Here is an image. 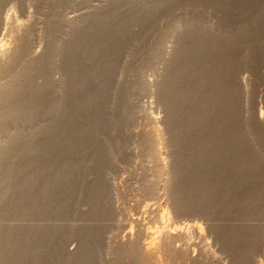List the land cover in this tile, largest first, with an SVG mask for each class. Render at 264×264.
Here are the masks:
<instances>
[{"label":"rangeland","instance_id":"obj_1","mask_svg":"<svg viewBox=\"0 0 264 264\" xmlns=\"http://www.w3.org/2000/svg\"><path fill=\"white\" fill-rule=\"evenodd\" d=\"M15 1L16 3H14ZM68 1L24 0L23 3L25 4L22 6V4H20L17 0H8V4L6 6H10V8L13 9L12 13L17 14H15L17 19L28 20L30 18L29 27L31 28L28 29V33L31 34V37H33L35 45L39 47L38 50L41 51V49H43V51L49 52V62L54 60V62H50L53 65L52 78H55L54 80L57 79L56 81L59 85L62 84L60 88L63 89L64 96L66 95L65 91L67 92L68 89L67 85L69 84V75L68 73L63 72L65 70L62 69L60 65L61 62L59 60L62 61L63 57L62 47L64 42L62 41L63 38H65L64 36L66 34L65 31L67 27L70 39L71 31L73 32L75 27H82L81 23L83 24L85 20H80L84 19L83 17L85 15L89 14L92 17L98 14L101 16L106 15V17H108L105 19L107 21V27L106 25H104V27L107 30L105 28L102 29L103 27H101V31L104 34H108L112 30L111 32H115H110L109 34L116 36L113 37V47L110 46L106 54L107 56L102 54L101 62L104 66L107 59H112V61L110 60L112 63L111 67H109V73L105 75L106 77H101V75L104 74H100L98 70V74L94 82L101 83L102 81L99 82L100 80H97L100 79V77L104 80L108 79L107 83H109V87L111 86L109 89L112 88L113 90L111 89V92L109 91V98L106 94L105 97L109 100H107V105L103 108L100 115L95 113L96 106L94 108L89 102L86 104V102L82 100V104L84 103L83 107L80 104V107L78 106L81 110L75 108L76 111L74 110V114L68 110L67 114L71 115V118L67 119L68 115H65L63 117L64 119L61 118L60 121L58 120L59 122L55 121L56 123L53 122V120H40L35 118H19L12 120L4 119L2 123L0 122V178L3 180L2 181L0 179V185H3V187L0 186L1 189L3 188L2 190L0 189V196H2L0 197V224H7L10 221V223H15L16 225V227L14 225V234H6V232L2 233L3 235L0 234V261H2L0 264H3V262L7 264L8 261V264H68V262L70 264H81L80 261L82 259H86L89 264H92L96 255H98L97 261L99 262L98 258L102 257L105 253L103 251L104 247L101 248V246H103V243L101 244L104 236L103 233L106 234V232L108 233L110 230L101 222L103 216L99 215V213L97 216H93L92 213V215L90 214L89 211H91V209L94 210L93 207L89 202L84 201L86 202L84 203L81 200L86 199L84 197H87L88 192L79 189L76 187L77 185H75L79 182L83 184L87 183L86 181L89 178V174H91L92 178H95V180H99V184L102 186L108 184V188H110V183L111 185L112 182L113 185L115 184L114 187L116 186L117 188H115L118 189V191L115 190L116 192L110 189L109 192L107 191L108 189L105 188V195L107 194L110 196L108 197L106 195L105 200L107 199L106 201L108 202L111 200L109 198L112 196V199L114 198L112 201H119L115 204V206L119 208L121 212L125 210L127 213L123 212V214L125 213L124 215L129 219V216H131L130 214L134 215L133 209L135 206H138V204L142 202L140 206H149V208L147 206L137 208L142 214L145 212L144 210L146 207L147 209L159 208L160 213L161 211L163 212L161 213L162 217L169 220L172 224L181 225L182 223H186V221L196 223L198 229H200L199 231L204 241L205 249L207 248L206 251L209 250V253H206L209 255L206 257H204V255L200 256L199 252L195 250L198 254L195 251L193 252L194 263L192 262L191 264H264V0H115L116 2L114 0ZM146 1H148L147 4ZM99 2H101V5ZM97 4L98 6L100 5V8L96 6ZM90 5L92 7L95 6L94 9L83 14L78 21L79 23L76 22V24L74 23L75 25H70L68 22L69 24H66V16L69 11L74 9L78 10V13L80 11L83 13L84 8H87ZM136 6H138V8ZM134 7L136 8L134 9ZM139 7H141V9ZM100 10L103 11L101 12ZM52 11L55 12L53 13ZM138 11L141 12L139 13ZM135 12H137V14H134ZM29 13L30 17L27 18ZM142 13H144V15ZM118 22H120L121 25H117ZM47 23L50 24H48L50 28ZM52 24L54 28H52ZM72 26H74V28ZM47 27L49 29H47ZM113 28H120V32L118 29L113 30ZM48 30L50 33H48ZM54 33L57 35H54ZM205 33L208 35H205ZM121 34L124 37H122ZM1 35L2 34L0 33V38ZM216 35L217 37H215ZM35 38L37 40H35ZM51 38L53 40L56 38V40L53 41ZM59 39H62V41L59 42ZM69 39H67V41ZM209 39L213 40L210 41ZM214 40H216L215 43ZM46 42H49L48 45L52 47L51 49L48 45H46ZM60 43L62 45H60ZM207 43L210 47L207 46ZM209 43L211 45H209ZM156 44L158 45L156 46ZM219 44L223 45V47ZM42 45H44L45 48ZM216 46L217 49H215ZM160 54L161 56H159ZM53 55L57 57L53 58ZM55 62H57V66L53 64ZM87 65V67H91V64L88 63ZM54 67L58 70V72ZM118 68L121 69L119 70ZM127 77L130 79L128 80ZM64 78H66V80ZM140 78H145V80L149 83V89L146 93L139 87ZM37 81H39V79ZM90 81L89 77L87 81L88 85ZM114 82H118V86ZM114 93H116L115 95L117 96V100H114L113 98ZM192 102L199 103L201 109L197 105H193ZM111 103H113L114 107ZM116 107L117 109H115ZM208 109L210 111L207 112ZM93 112L94 114H91ZM103 112L105 113L102 115ZM145 112L146 114L150 113L152 117V120H148V123L147 120L143 118V114ZM209 112H212L213 116L210 114L211 118H206V114L210 116ZM259 116H261V118H259ZM92 119H94V121ZM96 119H103L101 125L97 126V122L95 121ZM68 120H70V122ZM149 123L150 125L147 126ZM72 125L75 127L73 128ZM54 126H56V128ZM172 126L176 131L173 130L174 128ZM65 127L68 130H66ZM97 127L101 129H98ZM149 128L151 130L153 129L154 132L156 131V136H159L157 140L160 139V141H158L157 147L164 166L162 167V171L165 170L164 172H166H163L164 179L167 178L168 180V186L166 185V188L159 189L161 191H158V198L156 200H151L152 197L150 195L149 197L146 192L141 191L144 190L143 188L145 185H143V183L146 184V182L143 181L144 179L142 180L143 177L140 174L141 171H139L142 166L149 165L148 160L150 159L149 156H147L149 153L146 152L148 150L145 141H143L145 139L141 134L144 129ZM127 130L129 132H127ZM89 134H91L90 137ZM143 142L145 144H143ZM127 147H129V149ZM13 148L14 150L16 148V151H14ZM34 148L38 152L33 150ZM38 148L42 150H38ZM7 154L10 155L8 156ZM12 155L14 157H12ZM42 157L44 160L41 159ZM88 158L91 160L90 162H88ZM77 160L79 163L83 162V167H80L84 170H81V168H77L78 170L75 169L76 166L81 165L77 162ZM92 160H97L99 168L97 165L93 166L91 164L93 163ZM9 163H12V166L9 165ZM5 164H8L9 166ZM33 166L34 168H32ZM7 167H12L10 168L11 171L9 169H4ZM2 169L7 174H5ZM94 172L95 174H93ZM138 173L139 175H137ZM60 174H64L65 176L66 174H72L73 177L71 176L70 178L72 181L74 180V182L71 181L68 182V184L56 182L55 178L56 176H61ZM133 174L135 175V178H131L133 177ZM33 175L39 178L40 176L45 175V177H49V179L51 178V181L53 179L55 181L51 183L53 189H51L52 195L47 196L48 199H46L45 202H40L41 198H39L38 195L37 198L39 199L36 200H34L36 198L35 195H30V190L33 189L31 184L32 182L30 181H34L33 178H35ZM26 179L28 182H26ZM22 181H24L28 187ZM10 183L11 185H8ZM66 185L69 190L65 189ZM11 186L13 187L11 188ZM6 188L7 190L5 192L4 189ZM72 188L73 190H71ZM70 191L72 192L70 193ZM112 192L120 193L117 196ZM138 192L140 194H138ZM119 195H121L124 200L120 199L121 197ZM139 195L140 198H138ZM128 198L134 199L128 200ZM125 199L127 200L126 202ZM139 200L141 202H139ZM35 201L36 203H39L34 208L32 205ZM137 201L139 202L138 204ZM58 202H62V205ZM144 202L145 205L143 204ZM53 203L56 206L52 205ZM124 203L128 204V207L125 205L126 208L129 209L132 207V210L130 208L129 211H127L128 209L124 207ZM39 204L44 206H39ZM106 204L107 203H105V205ZM120 204L122 205L121 207ZM56 207L57 210H55ZM23 208L26 209L24 210ZM41 208H43V210H41ZM85 212L87 213L85 214ZM87 214L90 215L86 216ZM134 217L135 215L133 217L131 216L133 219ZM77 220L81 223H77ZM95 221L99 223H96ZM30 222L33 224H29ZM53 222L55 223L53 224ZM85 222L88 223L86 224ZM93 222H95V224ZM40 224H44V226H46V224L48 226H50V224L51 226H60V232L57 233V236L56 234L55 236L53 235L54 238H51L52 240L48 239L45 242V239H38L35 229L31 230V227L36 228V225L39 226ZM72 224H74L73 227ZM22 225L23 228L21 227ZM27 225H29L28 228ZM90 227L95 230L91 232H86L88 230L81 231V228ZM98 227L101 228L99 232L97 231ZM114 230L111 232L112 235L113 233L119 234L117 229ZM72 231L75 232L73 233ZM188 231L187 232L189 234L192 233L190 230ZM94 235H97V237ZM12 236H19L18 240H16V237ZM5 241L7 244H5ZM41 241H44V243L42 244ZM197 241L198 240L193 238L192 244ZM35 243L38 246H36ZM32 244H34V246H32ZM1 246L7 248L4 249ZM21 248L22 250H19ZM69 249H74L75 251L72 250V252H75V255L73 253H69L71 251L66 252V250ZM99 251L102 253H100L101 256H99ZM26 252L29 253V255ZM81 252H83V254H81ZM66 256L67 260L65 259ZM2 258L4 259L2 260ZM34 258L36 259L35 261ZM20 260L22 261L20 262Z\"/></svg>","mask_w":264,"mask_h":264},{"label":"bare ground","instance_id":"obj_2","mask_svg":"<svg viewBox=\"0 0 264 264\" xmlns=\"http://www.w3.org/2000/svg\"><path fill=\"white\" fill-rule=\"evenodd\" d=\"M20 2V4H25L23 3L24 0H17ZM29 1V0H27ZM34 1V0H33ZM68 1V0H67ZM73 1V0H72ZM80 1V0H79ZM83 1V0H82ZM96 1V0H95ZM102 1V0H101ZM105 1V0H104ZM103 1V2H104ZM115 1V0H114ZM127 1V0H126ZM196 1V0H195ZM200 1V0H199ZM202 1V0H201ZM204 1V0H203ZM26 2V1H25ZM56 2V1H55ZM54 2V3H55ZM69 2V1H68ZM113 2V1H112ZM116 2V1H115ZM148 1H146V4H147ZM173 2V1H172ZM221 2V1H220ZM251 2V1H250ZM249 2V3H250ZM16 3V1L14 2ZM13 3V4H14ZM30 3V2H28ZM38 3V2H37ZM45 3V2H44ZM53 3V4H54ZM57 3V2H56ZM71 3V2H70ZM73 3V2H72ZM77 3V2H76ZM74 3V4H76ZM80 3V2H79ZM110 3V2H109ZM224 3V2H223ZM8 4V0H0V33L2 34L1 35V38H0V122L2 123L4 119H19V118H26V119H31V118H35V119H40V120H53V122L55 121H60L61 118L64 119L63 117L65 115H68V110L71 111V113L74 114V110L75 108L79 109L78 106L79 104L83 107V104H82V100L84 102H86V104L89 102L90 105H93V107L95 108L96 106V111L95 113L97 115H100V113L102 112L103 108L106 107V103H107V99L105 96L107 94L108 98L110 97L109 96V91L111 92V89H109V83L108 82V79H101V77H106L105 75L109 73V67H111V61L112 59L110 60H106V64L103 66L102 62H101V58H102V54L106 55L110 46L113 47V37L116 36V35H113V34H104L102 31H101V27H103L102 29H104V25L107 24V21L105 19H107L108 17L105 16H101V15H95V16H91V15H85L80 21H83L85 20V22H83V24L81 23L82 27L79 26V28L75 27V30H73V32L71 31V38L69 39L70 35H69V32H68V27L65 31V38H63V41L62 39L59 41V42H64L63 44V47H62V61L59 60L61 62V67L63 70L64 73H68L69 75V84L67 85L68 86V89H67V92L65 91L66 95L64 96V91L61 87V85L58 84V82L56 80H54L55 78H52V68H53V65L51 64L52 62H54V60H52V62L50 63L49 62V52L48 51H43V49L38 50V46L35 45V43L33 42V37H31V34H29L28 32V29L31 28L29 27V17H30V13H29V16H24V17H27L29 18L28 20H19L17 19V16H15V14H13L12 10L10 8V6H6ZM51 4V3H50ZM78 4V3H77ZM85 4V3H84ZM99 4L101 5V2H99ZM134 4V3H133ZM221 4V3H220ZM83 5V4H82ZM89 5V4H88ZM92 5V4H91ZM89 6V7H85L84 8V11L83 13L80 11L78 13V10H74L72 9L71 11L68 12L67 16H66V19H67V22L66 24L68 25L70 23V25H75L76 22L79 21L80 17H82L83 14L91 11L92 9H94V7L92 6ZM99 5V6H100ZM105 5V4H104ZM108 5V4H107ZM149 5V4H148ZM193 5V4H192ZM219 5V4H218ZM14 6V5H13ZM12 6V7H13ZM25 6V5H24ZM40 6V5H38ZM51 6V5H50ZM57 6V4H56ZM98 6V4L96 5ZM98 6V7H99ZM141 6V5H140ZM147 6V5H146ZM161 6V5H160ZM159 6V7H160ZM252 6V5H251ZM20 7V6H19ZM37 7V6H35ZM43 7V6H42ZM103 7V6H102ZM117 7V6H116ZM126 7V6H125ZM138 8V6H136ZM134 7V9L136 8ZM22 8V7H21ZM60 8V7H59ZM81 8V7H80ZM79 8V9H80ZM97 8V7H96ZM100 8V7H99ZM141 9V7H139ZM156 8V7H155ZM219 8V7H218ZM31 9V8H30ZM78 9V8H77ZM104 9V8H103ZM159 9V8H158ZM216 9V8H215ZM20 10V9H19ZM22 10V9H21ZM40 10V9H39ZM43 10V9H42ZM70 10V9H69ZM152 10V9H151ZM28 11V10H27ZM46 11V10H45ZM50 11V10H48ZM56 11V10H55ZM54 11V12H55ZM96 11V10H95ZM101 11V10H100ZM103 11V10H102ZM101 11V12H102ZM134 11V10H133ZM153 11V10H152ZM171 11V10H170ZM179 11V10H178ZM193 11V10H192ZM199 11V10H198ZM42 12V11H41ZM40 12V13H41ZM53 12V11H52ZM53 12V13H54ZM100 12V13H101ZM113 12V11H112ZM139 12V11H138ZM141 12V11H140ZM139 12V13H140ZM188 12V11H187ZM196 12V11H195ZM27 13V12H26ZM44 13V11H43ZM105 13V12H104ZM216 13V12H215ZM256 13V12H255ZM28 14V13H27ZM47 14V13H45ZM50 14V13H48ZM103 14V13H102ZM113 14V13H112ZM133 14V13H132ZM134 14H137V12H135ZM144 15V13H142ZM178 14V13H176ZM192 14V13H191ZM213 14V13H212ZM17 15V14H16ZM58 15V14H56ZM47 16V15H46ZM53 16V14H52ZM110 16V15H109ZM113 16V15H112ZM54 17V16H53ZM61 17V16H60ZM116 17V16H115ZM228 17V16H227ZM261 17V15H260ZM62 18V17H61ZM26 19V18H25ZM42 19V18H41ZM40 19V20H41ZM51 19V18H50ZM226 19V18H225ZM32 20V19H31ZM37 20V19H36ZM45 20V19H44ZM47 20V18H46ZM49 20V19H48ZM53 21H54V18H53ZM66 21V20H65ZM41 22V21H40ZM69 22V23H68ZM112 22V21H111ZM37 23V22H36ZM75 23V24H74ZM79 23V22H78ZM114 23V22H113ZM119 23V24H118ZM117 25H121L120 22H118ZM229 23V22H228ZM34 24V23H33ZM49 23H47L48 25ZM60 24V23H59ZM126 24V23H125ZM210 24V23H209ZM39 25V24H37ZM50 25V24H49ZM48 25V27L50 28V26ZM69 25V27H70ZM115 25V24H114ZM32 26V25H31ZM40 26V25H39ZM45 26V25H44ZM53 26V24H52ZM77 26V25H76ZM113 26V25H111ZM34 27V26H33ZM47 27V29H49ZM74 28V26H72ZM107 27V25H106ZM54 28V26L52 27ZM71 28V29H73ZM77 28V29H76ZM122 28V27H121ZM245 28V27H244ZM46 29V27H45ZM106 29V28H105ZM118 31L120 30V28H117ZM116 28H113V30H117ZM126 29H127V26H126ZM137 29V28H136ZM213 29V28H212ZM36 30V29H35ZM57 30V29H56ZM107 30V29H106ZM109 30V29H108ZM122 30V29H121ZM51 31V30H50ZM69 31H70V28H69ZM142 31V30H141ZM202 31V30H201ZM200 31V32H201ZM221 31V30H220ZM245 31V30H244ZM62 32V31H61ZM115 32V31H114ZM114 32H111V33H114ZM117 32V31H116ZM120 32V31H119ZM130 32V31H129ZM41 33V32H40ZM44 33V32H43ZM46 33V32H45ZM48 33L49 30H48ZM56 33V32H55ZM54 35H57L55 34ZM204 33V32H203ZM211 33V32H209ZM235 33V32H234ZM36 34V33H35ZM34 34V36H35ZM52 34V33H51ZM63 34V35H64ZM127 34V33H126ZM137 34V33H136ZM135 34V35H136ZM150 34V33H149ZM201 34V33H200ZM207 33H205L206 35ZM43 35V34H42ZM47 35V34H46ZM113 35V36H112ZM118 35V34H117ZM120 35V34H119ZM122 35V34H121ZM161 35V33H160ZM204 35V36H205ZM208 35V34H207ZM131 36V35H130ZM211 37H213L212 35H210ZM219 36V35H218ZM230 36V35H229ZM232 36V35H231ZM36 37V36H35ZM55 37V36H54ZM53 37V38H54ZM57 37V36H56ZM67 37V38H66ZM122 37H124L122 35ZM121 37V38H122ZM206 37V36H205ZM217 37V35L215 36ZM220 37V36H219ZM218 37V38H219ZM224 37V36H223ZM47 38V37H46ZM59 38H62V37H59ZM203 38V37H202ZM217 38V40H218ZM225 38V37H224ZM223 38V39H224ZM41 39V38H40ZM39 39V41H40ZM48 39V38H47ZM52 39V38H51ZM67 39H69L67 41ZM226 39V38H225ZM35 40H37L35 38ZM53 40V39H52ZM56 40V38H55ZM53 40V41H55ZM115 40H116V37H115ZM201 40V39H200ZM210 41H212L211 39H209ZM208 40V41H209ZM227 40V39H226ZM42 41V40H41ZM50 41V40H49ZM67 41V42H66ZM133 41V40H132ZM135 41V40H134ZM164 41V40H163ZM199 41V40H198ZM207 41V42H208ZM209 41V42H210ZM216 40H214V43H215ZM219 41H222V40H219ZM119 42V41H118ZM39 43V42H38ZM43 43V42H42ZM47 43V42H46ZM49 43V42H48ZM48 43L46 45H48ZM54 43V42H53ZM116 43V42H115ZM138 43V42H137ZM163 43V42H162ZM212 43V42H211ZM226 44V43H225ZM40 45V44H39ZM45 45V44H44ZM42 45L44 48L45 46ZM60 45H62L60 43ZM125 45V44H124ZM135 45V44H134ZM153 45V44H152ZM158 44H156L157 46ZM163 45V44H162ZM209 45H211L209 43ZM215 45V44H214ZM220 45V44H219ZM218 45V46H219ZM51 46H52V43H51ZM137 46V45H136ZM161 46V45H160ZM204 46V45H203ZM207 46H208V43H207ZM221 47H223V45H220ZM228 46V45H227ZM48 47H50V45H48ZM46 47V48H48ZM54 47V46H53ZM111 47V48H112ZM115 47V46H114ZM124 47V46H123ZM206 47V46H205ZM210 47V46H208ZM42 48V47H41ZM52 47H50L51 49ZM90 48V49H89ZM116 48V47H115ZM127 48V47H126ZM155 48V47H154ZM163 48V47H162ZM54 49V48H53ZM119 49V48H118ZM207 49V48H205ZM214 49V48H213ZM212 49V51H213ZM217 49V46L216 48ZM221 49V48H220ZM48 50V49H46ZM56 50V49H55ZM61 50V49H60ZM113 50V49H111ZM121 50V49H119ZM125 50V49H124ZM162 50V49H161ZM160 50V51H161ZM224 50V49H223ZM43 51V52H42ZM116 51V50H115ZM122 51V50H121ZM130 51V50H129ZM132 51V50H131ZM205 51V50H204ZM211 51V50H210ZM222 51V50H221ZM55 52V51H54ZM53 52V53H54ZM125 52V51H124ZM168 52V51H167ZM111 53V52H110ZM109 53V54H110ZM222 53V52H221ZM85 54V56H84ZM116 54V53H115ZM134 54V53H133ZM141 54V53H140ZM167 54V53H166ZM56 55V53H55ZM126 55V54H125ZM132 55V54H131ZM51 56H52V52H51ZM107 56V55H106ZM105 56V57H106ZM110 56V55H109ZM161 56V54L159 55ZM164 56V54H163ZM208 56V55H207ZM57 57V56H56ZM54 55H53V58H56ZM149 57V56H148ZM167 57V56H166ZM212 57V56H211ZM51 58V57H50ZM109 58V57H108ZM120 58V57H119ZM135 58V57H134ZM153 58V57H152ZM52 59V58H51ZM124 59V58H123ZM163 59V57H162ZM211 59V58H210ZM56 60V59H55ZM57 60V61H58ZM157 60V59H156ZM167 60V59H166ZM89 61V62H88ZM91 61V63H90ZM122 61V60H121ZM104 62V61H103ZM115 62V61H114ZM113 62V64H114ZM125 62V61H124ZM157 62V61H156ZM56 63V64H55ZM53 63L55 66H57V62ZM91 64V67H87L88 65L87 64ZM168 63V62H167ZM124 64V63H123ZM122 64V65H123ZM140 64V63H139ZM171 64V63H170ZM128 65V64H127ZM145 65V64H144ZM105 66H108V67H105ZM117 66V65H116ZM130 66V65H129ZM127 67V66H126ZM125 67V68H126ZM147 67V66H146ZM157 67V66H156ZM167 67V66H166ZM55 68V67H54ZM59 68V66H58ZM124 68V67H122ZM174 68V67H173ZM56 69V68H55ZM119 69V68H118ZM121 69V68H120ZM119 69V70H120ZM147 69V68H146ZM100 72V74H104V75H101L100 79H97V80H100L99 82L101 83H96L94 82V80L96 79L97 77V72ZM125 70V69H124ZM161 70V69H160ZM55 71V70H54ZM56 71L58 72V70L56 69ZM112 71V70H111ZM110 71V72H111ZM123 71V70H122ZM154 71V70H153ZM157 71V70H156ZM118 72V71H117ZM172 72V71H171ZM56 73V72H55ZM54 73V74H55ZM96 73V75H95ZM158 73V72H157ZM162 73V72H161ZM167 73V72H166ZM165 73V74H166ZM60 74V73H59ZM99 74V75H100ZM116 74V73H115ZM119 74V73H118ZM123 74V73H122ZM141 74V73H140ZM139 74V75H140ZM154 74V73H153ZM159 74V73H158ZM170 74V73H169ZM64 75V74H63ZM67 75V76H68ZM55 76V75H54ZM59 76V75H58ZM66 76V77H67ZM126 76V75H124ZM90 77V83L89 85L87 84V81H88V78ZM99 77V76H98ZM110 77V76H108ZM129 77V76H128ZM127 77V79H128ZM135 77V76H134ZM59 78V77H58ZM121 78V77H120ZM39 79V81H37ZM66 80V78H64ZM118 79V78H117ZM130 79V78H129ZM128 79V80H129ZM138 79V77H137ZM83 80V81H82ZM132 80V79H131ZM166 80V79H165ZM68 81V80H67ZM120 81V80H119ZM118 81V82H119ZM124 81V80H122ZM98 82V81H97ZM117 82V83H118ZM151 82V81H149ZM182 82V81H181ZM242 82V81H241ZM65 83V82H63ZM68 83V82H67ZM66 83V84H67ZM112 83V82H111ZM116 83V82H114ZM116 83V85H117ZM167 83V82H166ZM186 83V82H185ZM123 84V83H122ZM157 84V83H156ZM160 84V83H159ZM162 84V83H161ZM178 84V83H177ZM65 85V84H64ZM166 85V84H165ZM118 86V85H117ZM161 86V85H160ZM58 87V88H57ZM114 87V86H113ZM139 87L142 89L143 92H148V89H149V83L145 80V78H140V84H139ZM115 88V87H114ZM119 88V87H118ZM117 88V89H118ZM126 88V87H125ZM136 88V87H135ZM163 88V87H162ZM171 88V87H170ZM175 88V87H174ZM61 89V91H60ZM121 89V88H120ZM123 89V88H122ZM155 89V88H154ZM65 90V89H64ZM113 90V89H112ZM128 90V89H127ZM140 90V89H139ZM184 90V89H183ZM120 91V90H119ZM118 91V92H119ZM137 91V90H136ZM129 92V91H127ZM177 92V91H176ZM180 92V91H179ZM122 93V92H121ZM138 93V92H137ZM162 93V92H161ZM183 93V92H182ZM116 93H114L115 95ZM120 94V93H119ZM118 94V95H119ZM128 94V93H127ZM125 94V95H127ZM152 94V93H151ZM113 95V94H112ZM113 95V98L114 100H117L116 99V95L114 96ZM121 95V94H120ZM139 95V94H138ZM157 95V94H156ZM176 97V96H175ZM112 99V98H111ZM66 100V101H65ZM95 101V102H94ZM110 102V101H109ZM108 102V103H109ZM112 102V101H111ZM114 103V102H113ZM112 104V106L114 107V105ZM171 103V102H170ZM193 105H197L199 108L201 107L199 105V103H195V102H192ZM195 103V104H194ZM110 104V103H109ZM129 104V102H128ZM175 104V103H174ZM116 105V104H115ZM126 105V104H125ZM184 106V105H183ZM212 106V105H210ZM80 107V106H79ZM110 107V106H109ZM108 107V108H109ZM122 107V106H121ZM91 108V107H90ZM89 108V109H90ZM111 108V107H110ZM213 108V107H211ZM88 109V110H89ZM112 109V108H111ZM117 109V107L115 108ZM201 109V108H200ZM81 110V109H79ZM91 110V109H90ZM106 110V109H105ZM104 110V111H105ZM120 110V109H119ZM76 111V110H75ZM114 111V110H113ZM210 111L209 109L207 110V112ZM107 112V111H106ZM81 113V111H80ZM105 112L102 113V115L104 114ZM108 113V112H107ZM72 114V115H73ZM87 114V112H86ZM91 114H94L91 113ZM95 114V115H96ZM112 114V112H111ZM129 114V113H128ZM212 115V112H209V115ZM261 114V112H260ZM76 115V113H75ZM96 115V116H97ZM115 115V114H114ZM126 115V114H125ZM211 115L208 116L206 114V118H211ZM79 116V114H78ZM90 116V115H89ZM88 116V117H89ZM135 116V115H134ZM82 117V116H81ZM91 117V116H90ZM120 117V116H119ZM118 117V118H119ZM71 118V115H68L67 116V119H70ZM76 118V117H75ZM78 118V117H77ZM94 118V117H93ZM97 118V117H96ZM103 118V117H102ZM109 118V117H107ZM117 118V119H118ZM121 118V117H120ZM129 118V117H128ZM141 118V117H140ZM143 118L145 120H147V123H148V120H152V117L150 115V113L146 114V112L143 114ZM259 118H261V116H259ZM80 119V118H79ZM87 119V117H86ZM88 119H91V118H88ZM127 119V118H125ZM143 119V121H144ZM178 119V118H177ZM33 120V119H32ZM74 120V119H73ZM94 121V119H92ZM103 120V119H102ZM102 120L100 119H96L95 121L97 122V126L98 125H101V122ZM124 120V119H123ZM156 120V119H155ZM184 120V119H182ZM31 121V120H30ZM58 121V122H59ZM70 122V120H68ZM86 121V120H85ZM113 121V120H112ZM118 121V120H117ZM141 121V120H140ZM202 121V120H201ZM28 122V121H27ZM72 122V120H71ZM111 122V120H110ZM109 122V123H110ZM145 122V121H144ZM152 122V121H151ZM173 122V121H172ZM183 122V121H182ZM181 122V123H182ZM37 123V122H36ZM56 123V122H55ZM125 123V122H124ZM154 123V122H153ZM49 124V123H48ZM59 124V123H58ZM65 124V123H63ZM81 124V123H80ZM152 124V123H151ZM177 124V123H176ZM187 124V122H186ZM1 125V124H0ZM40 125V124H39ZM43 125V123H42ZM104 125V124H103ZM125 125V124H124ZM128 125V124H127ZM143 125V124H142ZM150 125L147 124V126ZM189 125V123H188ZM201 125V124H200ZM117 126V125H116ZM132 126V125H131ZM153 126V125H152ZM185 126V125H184ZM56 128V126H54ZM63 127V126H62ZM69 127V126H68ZM73 127V125H72ZM75 127V126H74ZM73 127V128H74ZM101 127V126H100ZM114 127V126H113ZM146 127V126H145ZM173 127V126H172ZM183 127V126H181ZM49 128V127H47ZM46 128V129H47ZM61 128V126H60ZM64 128V127H63ZM77 128V127H76ZM86 128V127H85ZM98 129H101L99 127H97ZM174 128V127H173ZM172 128V129H173ZM195 128V127H194ZM201 128H204V127H201ZM26 129V128H25ZM66 129V127H65ZM79 129V128H78ZM77 129V130H78ZM127 129V128H126ZM138 129V128H137ZM135 129V130H137ZM186 129V128H184ZM68 130V129H66ZM81 130V129H80ZM84 130V129H83ZM174 131L175 128L173 129ZM181 130V129H180ZM40 131V130H39ZM82 131V130H81ZM93 131V130H92ZM123 131V130H122ZM195 131V130H194ZM46 132V131H45ZM64 132V131H63ZM76 132V131H75ZM127 132H129L127 130ZM156 132V131H155ZM154 130L152 129H144L141 134H142V137H144L145 140V143H146V147H147V150L146 154H148L147 156H149V165L147 166H142L139 170L141 171V176L143 177L142 180L146 182V184L143 183L144 186V190H141L143 192H146L148 194V196L150 195L152 197L151 200H156L158 198V191H161L159 190L160 188H166L168 186L167 184V178L164 179V171H162V167L163 166V163H162V159H161V155L159 153V150H158V141L156 134H155ZM14 133V132H13ZM12 133V134H13ZM54 133V132H53ZM67 133V132H66ZM131 133V132H130ZM129 133V134H130ZM173 133V132H172ZM196 133V132H194ZM198 133V132H197ZM51 134V133H50ZM70 134V133H69ZM78 134V133H77ZM85 134V133H84ZM111 134V133H110ZM137 134V133H136ZM47 135V133H46ZM62 135V134H61ZM66 135V134H65ZM63 135V136H65ZM91 134H89V137H90ZM94 135V134H93ZM92 135V136H93ZM107 135V134H106ZM123 135V134H122ZM133 135V134H131ZM202 135V133H201ZM35 136V135H34ZM51 136V135H49ZM74 136V135H73ZM78 136V135H77ZM134 136V135H133ZM138 136V135H137ZM176 136V135H175ZM178 136V135H177ZM80 137V136H79ZM102 137V136H101ZM55 138V137H54ZM81 138V137H80ZM92 138V137H91ZM118 138V137H117ZM175 138V137H174ZM177 139V138H176ZM15 140V139H14ZM53 140V139H52ZM81 140V139H80ZM103 140V139H102ZM139 140V139H138ZM175 140V139H174ZM44 141V140H43ZM64 141V140H63ZM79 141V140H78ZM82 141V140H81ZM84 141V140H83ZM97 141V140H96ZM133 141V140H132ZM177 141V140H176ZM33 142V141H32ZM31 142V143H32ZM54 142V140H53ZM122 142V141H120ZM131 142V141H130ZM141 142V141H140ZM167 142V141H166ZM183 142V141H182ZM16 143V142H15ZM28 143V142H27ZM26 143V144H27ZM44 143V142H43ZM57 143V142H56ZM64 143V142H63ZM71 143V142H70ZM143 142V144H145ZM161 143V142H159ZM18 144V143H17ZM16 144V145H17ZM110 144V143H109ZM135 144V143H134ZM166 144V143H164ZM163 144V145H164ZM169 144V143H168ZM6 145V144H5ZM12 145V144H11ZM54 145V143H53ZM102 145V144H101ZM127 145V144H126ZM33 146V145H32ZM36 146V144H35ZM42 146V145H41ZM55 146V145H54ZM110 146V145H109ZM162 146V145H161ZM38 147V146H37ZM36 147V148H37ZM59 147V146H58ZM124 147V146H123ZM131 147V146H130ZM133 147V146H132ZM12 148V147H10ZM29 148V147H28ZM27 148V149H28ZM31 148V147H30ZM129 149V147H127ZM145 148V147H144ZM97 149V148H96ZM103 149V147H102ZM14 150V148H13ZM33 150H36L35 148ZM38 150H42V149H39ZM146 150V149H145ZM16 151V148L15 150ZM37 151V150H36ZM35 151V152H36ZM126 151V150H125ZM129 151V150H128ZM10 152V151H9ZM33 152V151H31ZM38 152V151H37ZM11 153V152H10ZM43 153V152H42ZM41 153V154H42ZM47 153V152H46ZM130 153V151H129ZM137 153V152H136ZM17 154V153H15ZM14 154V155H15ZM31 154V153H30ZM29 154V155H30ZM34 154V153H33ZM40 154V155H41ZM75 154V153H74ZM90 154V153H89ZM97 154V153H96ZM3 155V154H2ZM1 155V156H2ZM5 155V154H4ZM8 155V154H7ZM6 155V156H7ZM10 155V154H9ZM8 155V156H9ZM66 155V154H65ZM84 155V154H83ZM94 155V154H93ZM98 155V154H97ZM102 155V154H101ZM129 155V154H128ZM131 155V154H130ZM7 156V157H8ZM39 156V154H38ZM37 156V157H38ZM44 156V154H43ZM50 156V155H49ZM73 156V155H72ZM4 157V156H3ZM12 157H14L12 155ZM28 157V156H27ZM41 157V156H40ZM60 157V156H59ZM68 157V156H67ZM65 158V157H64ZM70 158V157H69ZM75 158V157H74ZM82 158V157H81ZM80 158V159H81ZM98 158V157H97ZM128 158V157H127ZM131 158V157H130ZM133 158V157H132ZM146 158V157H145ZM148 158V157H147ZM1 159V158H0ZM41 159L44 160V158L42 157ZM73 159V158H72ZM93 159V158H92ZM7 160V159H5ZM65 160V159H64ZM83 160V159H81ZM89 160V158H88ZM98 160V159H97ZM97 160H92L93 163H91L93 166H96L98 167V162ZM109 160V159H108ZM126 160V159H125ZM11 161V159H10ZM57 161V160H56ZM91 160H89L88 162H90ZM100 161V160H99ZM188 161V160H187ZM200 161V160H199ZM15 162V161H14ZM29 162V161H28ZM31 162V161H30ZM72 162V161H71ZM78 162V160H77ZM87 162V160H86ZM36 163V162H35ZM68 163V162H67ZM79 163V162H78ZM104 163V162H103ZM102 163V164H103ZM114 163V162H113ZM132 163V162H131ZM12 164V163H11ZM9 163V165H11ZM17 164V162H16ZM37 164V163H36ZM38 164H39V161H38ZM79 164L81 165H78L76 166V170H78L77 168H81L80 166L83 167V162H80ZM90 164V165H91ZM137 164V163H136ZM139 164V163H138ZM147 164V163H146ZM179 164V163H178ZM5 165H8V164H5ZM8 165V166H9ZM31 165V164H29ZM66 165V164H65ZM70 165V164H68ZM113 165V164H112ZM12 166V165H11ZM45 166V165H44ZM115 166V165H114ZM4 167V166H3ZM2 167V168H3ZM16 167V166H15ZM29 167V166H28ZM131 167V166H130ZM12 168V167H10ZM9 167L7 168H4L5 170L6 169H9L11 171ZM26 168V167H25ZM30 168V167H29ZM34 168V166L32 167ZM58 168V167H57ZM72 168V167H71ZM88 168V166H87ZM94 168V167H93ZM99 168V167H98ZM124 168V167H122ZM1 169V167H0ZM22 169V168H21ZM36 169V168H35ZM43 169V168H42ZM41 169V171H42ZM45 169V168H44ZM69 169V168H68ZM74 169V167H73ZM74 169V170H75ZM118 169V168H117ZM165 169V168H164ZM30 170V169H29ZM38 170V168H37ZM46 170V169H45ZM81 170H84L81 168ZM123 170V169H122ZM127 170V169H126ZM2 171H4L2 169ZM19 171V170H18ZM22 171V170H21ZM20 171V172H21ZM26 171V170H25ZM31 171V170H30ZM36 171V170H35ZM69 171V170H67ZM95 171V170H94ZM135 171V170H134ZM173 171V170H172ZM5 172V171H4ZM3 172V173H4ZM16 172V171H14ZM34 172V171H32ZM40 172V171H39ZM46 172V171H44ZM75 172V171H74ZM79 172V171H78ZM86 172V171H85ZM84 172V173H85ZM92 172V170H91ZM129 172V171H128ZM164 172V173H163ZM9 173V172H8ZM11 173V172H10ZM22 173V172H21ZM35 173V172H34ZM38 173V172H36ZM59 173V172H58ZM63 173V172H62ZM71 173V172H70ZM80 173V172H79ZM131 173V172H130ZM129 173V174H130ZM139 173L137 175H139ZM5 174H7L5 172ZM3 174V175H5ZM20 174V173H19ZM26 174V173H25ZM43 174V172H42ZM55 174V172H54ZM65 174V172H64ZM62 175L60 174L61 176H56L55 178V181L56 182H59V183H65V184H68V182H71V176L72 174H66L65 175ZM77 174V173H76ZM83 174V173H82ZM88 174V173H87ZM95 174V172L93 173ZM11 175V174H10ZM18 175V173H17ZM30 176H32L31 174H29ZM28 175V176H29ZM37 175V174H35ZM41 175V174H40ZM59 175V174H58ZM78 175V174H77ZM168 175V174H167ZM34 176V175H33ZM39 176V174H38ZM48 176V175H46ZM50 176V175H49ZM54 176V175H53ZM76 176V175H75ZM135 175L133 174V177L131 178H135L134 177ZM170 176V175H169ZM1 177V176H0ZM5 177V176H4ZM8 177V176H7ZM11 177V176H10ZM12 177H13V174H12ZM11 177V178H12ZM18 177V176H17ZM25 177V175H24ZM35 178H33L34 181H32L31 179H28V180H31L30 182H32V186H33V189L30 190V195H35L36 199H39L41 198L40 202H45L47 198V196H51L52 194V186H51V183L54 181V179L51 181V178L49 179V177H45L44 176H40L39 177H36L34 176ZM73 177V176H72ZM79 177V176H78ZM84 177V176H83ZM95 177V176H94ZM104 177V176H103ZM140 177V176H139ZM168 177V176H167ZM3 178V177H2ZM32 178V177H31ZM85 178V177H84ZM83 178V179H84ZM88 178V177H87ZM108 178V177H107ZM106 178V179H107ZM138 178V177H137ZM1 179V178H0ZM141 179V178H140ZM2 180V179H1ZM23 180V179H22ZM3 181V180H2ZM1 181V182H2ZM54 181V182H55ZM86 181V180H85ZM112 181V180H111ZM13 182V181H12ZM15 182V181H14ZM24 183V181H22ZM26 182L27 179H26ZM74 182V180L72 181ZM78 182V181H77ZM83 182V181H82ZM87 183L83 184L81 182L75 184L77 185L76 187H78L79 189H82L84 191H87L88 194H87V197L85 196L84 198L86 199H81L82 202L86 201V202H89L91 204V206L93 207L94 210L91 209L90 214L92 213L93 216L96 215L99 213V215L103 216L101 219V222L103 223V225H106L110 231H108V233L106 232V234L103 233V239H102V242L101 244L103 243V246H101V248L104 247V255H102V257L98 258L99 262L97 261V257L98 255H96V257L93 259V263L94 264H191L193 261H194V255H193V252L195 250H197L199 252V255L202 256L204 255V257H206L207 253H209L207 250V248L205 249V244H204V241L202 239V236H201V233H200V229H198L196 223L194 222H187L186 223H182L181 225H175V224H172L169 222V220H167L166 218L164 219V217H162V214L163 213L161 211L160 213V209L159 208H150V209H147V207L149 208L148 205H145V202L143 203L145 206H147L145 208V212H143V214L141 212H139V210L137 208H140V207H145V206H140V204L142 203L140 200L139 202H141L140 204H138L139 202L137 201V204L138 206H135V208L133 209L134 211V219L131 218V216L133 217L134 215L133 214H130L131 216L130 219L128 217H126L123 212H126L125 210L123 212H121V210L119 208H117L115 206V204L117 202L115 201H112V196L111 200H109L108 202L105 200V188H107L109 191L110 190H117L114 185H113V182H112V185L110 183V188H108V184L107 185H101L99 184V180H95V178H92V175L89 174V178L88 180L86 181ZM7 183V182H6ZM21 183V182H19ZM137 183V182H136ZM16 184L19 186V184L16 182ZM14 184V185H16ZM25 184V183H24ZM103 184V183H102ZM6 185V184H5ZM8 185H11L8 184ZM22 185V184H21ZM20 185V186H21ZM26 185V184H25ZM167 185V186H166ZM1 186V185H0ZM27 186V185H26ZM62 186V185H61ZM60 186V187H61ZM74 186V185H73ZM131 186V185H130ZM3 187V185L1 186ZM7 187V186H6ZM9 187V186H8ZM13 186H11L12 188ZM23 187V186H22ZM25 187V186H24ZM28 187V186H27ZM58 187V186H57ZM75 187V189L77 190V188ZM104 187V188H103ZM136 187V186H135ZM139 187V186H138ZM17 188V186H16ZM19 188V187H18ZM63 188V187H62ZM123 188V187H121ZM125 188V187H124ZM141 188V189H142ZM1 189V188H0ZM3 189V188H2ZM1 189V190H2ZM9 189V188H8ZM24 189V188H23ZM22 189V191H23ZM29 189V188H27ZM65 189L67 190L68 187L67 185L65 186ZM139 189V188H138ZM170 189V188H169ZM7 188L4 189V191L6 192ZM14 190H15V187H14ZM53 190V189H52ZM69 190V189H68ZM73 190V188L71 189ZM120 190V189H119ZM167 190V189H166ZM18 191V190H17ZM21 191V192H22ZM106 191V192H107ZM124 191V190H123ZM3 192V191H2ZM72 191H70L71 193ZM79 192V190H78ZM85 192V193H87ZM110 192V191H109ZM116 192V191H115ZM115 192H112L114 193L115 195L118 196V194L120 193H115ZM166 192V191H165ZM10 193V192H9ZM26 193V192H25ZM68 193V192H67ZM163 193V192H162ZM167 193V192H166ZM6 194V193H5ZM27 194V193H26ZM58 194V193H57ZM81 194V193H79ZM93 194V195H92ZM99 194V195H98ZM111 194V193H110ZM113 194V195H114ZM138 194H140L138 192ZM143 194V193H142ZM2 195V194H1ZM7 195V194H6ZM23 195H24V192H23ZM37 195L39 198H37ZM74 195V194H73ZM78 195V194H77ZM112 195V194H111ZM166 195V194H165ZM4 196V195H3ZM10 196V195H9ZM18 196V195H17ZM27 196V195H26ZM69 196V195H68ZM108 196V195H107ZM121 197V195H119ZM128 196V195H126ZM143 196V195H141ZM147 196V197H148ZM149 196V197H150ZM2 197V196H0ZM6 197V196H5ZM24 197V196H23ZM53 197V196H52ZM76 197V196H75ZM81 197V196H80ZM110 197V196H108ZM114 197V196H113ZM116 197V196H115ZM129 197V196H128ZM134 197V196H133ZM4 198V197H3ZM27 198V197H26ZM59 198V197H58ZM74 198V196H73ZM117 198V197H116ZM140 198V195L139 197ZM2 199V198H1ZM33 199V198H32ZM119 199V197H118ZM120 199H123L122 197ZM119 199V200H120ZM133 200L131 198H128V200ZM136 199V198H135ZM24 200H27V199H24ZM51 200V199H50ZM49 200V201H50ZM80 200V201H81ZM124 200V199H123ZM138 200V199H137ZM144 200V199H143ZM142 200V201H143ZM18 201V200H17ZM16 201V202H17ZM38 201V200H37ZM52 201V200H51ZM54 201V200H53ZM63 201V200H62ZM71 201V200H70ZM106 201V202H105ZM112 201V202H110ZM121 201V200H120ZM127 200L125 199V202ZM20 202V201H19ZM67 202V201H66ZM65 202V203H66ZM81 202V203H82ZM84 202V203H86ZM115 202V203H114ZM124 202V201H123ZM129 202V201H128ZM127 202V203H128ZM132 202V201H131ZM134 202V201H133ZM152 202V201H151ZM27 203V202H26ZM30 203V202H29ZM32 203V202H31ZM39 202L36 203H33V207L35 208V206L38 204ZM47 203V202H46ZM51 203V202H50ZM60 203V202H58ZM62 203V202H61ZM60 203V204H61ZM79 203V202H78ZM105 203H107L105 205ZM122 203V202H120ZM135 203V202H134ZM49 204V203H48ZM56 204V203H55ZM89 204V205H90ZM129 204V203H128ZM128 204L124 203V207L125 205L127 206ZM136 204V205H137ZM153 204V203H152ZM2 205V204H1ZM23 205V204H22ZM30 205V204H29ZM42 205V204H39V206ZM54 205V203L52 204ZM62 205V204H61ZM61 205H57V206H61ZM67 205V204H66ZM132 205V203H131ZM16 206V205H15ZM26 206V205H25ZM38 206V208H39ZM44 206V205H42ZM56 206V205H54ZM71 206V205H70ZM74 206V205H73ZM122 205L120 204V207ZM133 206V205H132ZM151 206V205H150ZM24 207V206H23ZM29 207V206H28ZM80 207V206H79ZM91 207V208H92ZM128 207V206H127ZM156 207V206H155ZM10 208V207H9ZM37 208V209H38ZM55 208V207H54ZM71 208V207H70ZM78 208V207H77ZM88 208V207H87ZM126 208V207H125ZM131 210H132V207H130ZM129 208V209H130ZM24 209V208H23ZM26 209V208H25ZM24 209V210H25ZM35 209V210H37ZM46 209V208H45ZM85 209V208H84ZM128 209V208H126ZM129 209L127 211H129ZM28 210V208H27ZM31 210H32V207H31ZM40 210V208H39ZM41 210H43V208H41ZM57 210V207L56 209ZM60 210V208H59ZM122 210H123V207H122ZM6 211V210H5ZM30 211V210H29ZM28 211V212H29ZM47 211V210H46ZM67 211V210H66ZM141 211V209H140ZM31 212V211H30ZM39 212V211H38ZM13 213V212H12ZM15 213V212H14ZM23 213V212H21ZM67 213V212H66ZM87 212H85L86 214ZM127 213V212H126ZM142 215H141V214ZM26 214V213H25ZM38 214V213H37ZM40 214V213H39ZM53 214V213H52ZM60 214V213H59ZM89 214V215H90ZM91 214V215H92ZM9 215V213H8ZM7 215V216H8ZM24 215V214H23ZM88 214L86 216H89ZM75 216V215H74ZM78 216V215H77ZM3 217V216H2ZM25 217V216H24ZM83 217V216H81ZM85 217V216H84ZM91 217V216H90ZM26 218V217H25ZM11 219V218H10ZM16 219V218H15ZM21 219V218H20ZM29 219V218H28ZM64 219V218H63ZM83 219V218H82ZM87 219V218H85ZM169 219V218H168ZM32 221V220H31ZM72 221V220H71ZM74 221V219H73ZM92 221V220H90ZM98 221V219H97ZM12 222V221H11ZM20 222V221H19ZM79 221L77 220V223ZM96 222V221H95ZM95 222H93L95 224ZM32 222H30L29 224H31ZM39 223V222H37ZM55 222H53L54 224ZM62 223V222H61ZM68 223V222H67ZM81 223V222H79ZM86 223V222H85ZM88 223V222H87ZM86 223V224H87ZM90 223V222H89ZM92 223V224H93ZM96 223H99V222H96ZM19 224V223H18ZM17 224V225H18ZM28 224V223H26ZM33 224V223H32ZM36 224V223H35ZM34 224V225H35ZM45 224V223H44ZM43 225H39L37 226L36 225V228L35 227H31V230L32 229H35L36 230V236L38 237V239H45V242L46 240L50 239L52 240L51 238H54L53 235L57 236V233L60 232V226L57 227V226H48L46 224V226ZM49 224V223H48ZM52 224V225H53ZM84 224V222H83ZM93 224V225H94ZM101 224V223H100ZM7 225V226H6ZM14 225L15 223H10V221L6 224L2 223L0 224V234L6 232V234H12L14 232ZM65 225V223H64ZM74 224H72V227H73ZM78 225V224H77ZM76 225V226H77ZM81 225V224H80ZM91 225V223H90ZM29 225H27V228H28ZM31 226V225H30ZM44 226V227H43ZM48 226V227H47ZM66 226V225H65ZM68 226V225H67ZM74 226V227H76ZM83 226V225H82ZM81 226V227H82ZM105 226V227H106ZM9 227V228H8ZM16 227V225H15ZM18 227V226H17ZM23 228V225L21 226ZM69 227H70V224H69ZM85 227V226H84ZM19 228V227H18ZM9 229V230H8ZM25 229V228H24ZM30 229V227H29ZM71 229V228H70ZM75 229V228H74ZM78 229V228H77ZM104 229V228H103ZM114 229H117L118 233L119 234H114L115 233V230ZM21 230V228H20ZM20 230H19V233H20ZM82 230H88L86 232H91L95 229L93 228H81V231ZM99 230H101V228H97V231L99 232ZM114 230V233L113 235L111 234V232ZM188 230H190L191 234H189ZM16 231V230H15ZM26 231V229H25ZM76 231V230H75ZM74 231V232H75ZM116 231V232H117ZM188 231V232H187ZM22 232V230H21ZM24 232V231H23ZM28 232V231H27ZM35 232V231H34ZM67 232V231H66ZM69 232V230H68ZM71 232V231H70ZM73 232V231H72ZM73 232V233H74ZM101 232V231H100ZM104 232V231H103ZM18 233V232H16ZM30 233V232H29ZM33 233V232H31ZM94 233V232H92ZM122 233V235H121ZM5 234V235H6ZM14 234V233H13ZM25 234V233H24ZM80 234V233H79ZM86 234V233H85ZM99 234V233H98ZM97 234V235H98ZM3 235V234H2ZM29 235V234H27ZM26 235V236H27ZM60 235V234H59ZM78 235V234H77ZM83 235V234H82ZM97 235L95 237H97ZM7 236V235H6ZM17 236V234H16ZM16 236H12V237H16ZM20 236V235H19ZM18 236V237H19ZM25 236V235H24ZM23 236V237H24ZM34 236V235H32ZM100 236V235H99ZM9 237V236H7ZM11 237V238H12ZM18 237H16L18 240ZM31 237V236H30ZM29 237V238H30ZM40 237V238H39ZM82 237V236H81ZM4 238V237H3ZM32 238V237H31ZM88 238V237H87ZM100 238V237H99ZM196 239L198 240L197 242H194L192 244V239ZM6 239V238H5ZM14 239V238H13ZM23 239V238H22ZM34 239V238H33ZM101 239V238H100ZM8 240V239H7ZM11 240V239H10ZM49 240V241H50ZM37 241V240H36ZM78 241V240H77ZM82 241V240H81ZM96 241V240H95ZM4 242V241H3ZM23 242V241H22ZM25 242V241H24ZM40 242V241H39ZM42 242V241H41ZM90 242V241H89ZM98 242V241H97ZM27 243V242H26ZM25 243V244H26ZM38 243V242H37ZM44 243V241L42 242V244ZM53 243V242H52ZM68 243V242H67ZM206 243V242H205ZM5 244L6 241H5ZM17 244V243H16ZM31 244V243H29ZM39 244V243H38ZM12 245V244H11ZM19 245V244H18ZM23 245V244H22ZM36 245V243H35ZM45 245V244H44ZM51 245V244H50ZM65 245H68V244H65ZM87 245V244H86ZM94 245V244H93ZM7 246V245H5ZM9 246V245H8ZM31 246V245H29ZM32 246H34V244H32ZM31 246V247H32ZM38 246V245H36ZM41 246V244H40ZM39 246V247H40ZM3 247V246H1ZM19 247V246H18ZM51 247V246H50ZM4 249H6L5 247H3ZM15 248V247H14ZM36 248V247H35ZM38 248V247H37ZM71 248V247H70ZM29 249V248H28ZM93 249V248H92ZM264 249V248H263ZM1 250V248H0ZM19 250H22L19 249ZM38 250V249H37ZM40 250V248H39ZM38 250V251H39ZM47 250V249H46ZM75 251L74 249H69V250H66V252L68 251H71L69 253H73L72 252ZM91 250V249H90ZM100 250V251H101ZM6 251V250H5ZM18 251V249H17ZM28 251V250H27ZM30 251V250H29ZM77 251V250H76ZM86 251V250H85ZM84 251V252H85ZM99 251V256L100 255V252ZM197 251H195L197 253ZM227 251V250H226ZM7 252V251H6ZM10 252V251H9ZM32 252V251H31ZM30 252V253H31ZM37 252V251H36ZM42 252V251H41ZM90 252V251H89ZM207 252V253H206ZM27 253V252H26ZM35 253V252H33ZM39 253V252H37ZM45 253V252H44ZM65 253V252H64ZM75 253V252H74ZM73 253V254H74ZM92 253V252H91ZM16 254V253H15ZM29 255V253H27ZM32 254V253H31ZM77 254V253H76ZM79 254V253H78ZM81 254H83V252H81ZM102 254V253H101ZM198 254V253H197ZM264 254V253H263ZM21 255V254H20ZM27 255V256H28ZM36 255V254H35ZM40 255V254H39ZM45 255V254H44ZM43 255V256H44ZM63 255V254H62ZM75 255V254H74ZM80 255V254H79ZM94 255V254H93ZM1 256V255H0ZM5 256V255H4ZM8 256V255H7ZM12 256V255H11ZM31 256V255H30ZM58 256V255H57ZM264 256V255H263ZM6 257V256H5ZM21 257V256H19ZM35 257V256H34ZM64 257V256H63ZM62 257V258H63ZM86 257V255H85ZM83 257V258H85ZM7 258V257H6ZM13 258V257H12ZM10 258V259H12ZM17 258V257H16ZM25 258V257H24ZM23 258V259H24ZM53 258V257H52ZM57 258V257H56ZM79 258V256H78ZM82 258V256H81ZM231 258V257H230ZM4 258H2L3 260ZM38 259V258H37ZM58 259V258H57ZM56 259V260H57ZM67 260V256L65 258ZM203 259V258H202ZM16 260V259H15ZM36 259L34 258V261ZM40 260V259H39ZM81 260V259H80ZM89 260V259H88ZM200 260V259H199ZM210 260V258H209ZM212 260V259H211ZM18 261V260H17ZM22 260H20L21 262ZM30 261V260H29ZM48 261V260H47ZM78 261V259H77ZM91 261V260H90ZM2 262V261H0ZM9 262V261H8ZM7 262V264H8ZM12 262V261H11ZM10 262V263H11ZM15 262V261H14ZM28 262V261H27ZM41 262V261H40ZM45 262V261H44ZM18 263V262H17ZM26 263V262H25ZM36 263V262H35ZM61 263V262H60ZM64 263V262H63ZM79 263V262H78ZM81 264H89L87 262L86 259H82L80 261ZM92 263V264H93ZM194 263V262H193ZM211 263V262H210ZM3 264H5L3 262ZM14 264V263H13ZM33 264V263H32ZM53 264V263H52ZM62 264V263H61ZM66 264V263H65ZM68 264H70L68 262Z\"/></svg>","mask_w":264,"mask_h":264}]
</instances>
